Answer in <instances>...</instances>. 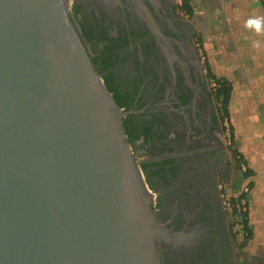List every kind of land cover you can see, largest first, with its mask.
<instances>
[{
	"label": "water",
	"instance_id": "water-1",
	"mask_svg": "<svg viewBox=\"0 0 264 264\" xmlns=\"http://www.w3.org/2000/svg\"><path fill=\"white\" fill-rule=\"evenodd\" d=\"M71 0H0V264H160L163 231Z\"/></svg>",
	"mask_w": 264,
	"mask_h": 264
},
{
	"label": "flooded vegetation",
	"instance_id": "flooded-vegetation-1",
	"mask_svg": "<svg viewBox=\"0 0 264 264\" xmlns=\"http://www.w3.org/2000/svg\"><path fill=\"white\" fill-rule=\"evenodd\" d=\"M180 5L71 0L70 15L96 71L128 95L129 110L153 133L138 160L152 165L142 173L163 230L160 264H240L224 201L225 170L235 155L197 31Z\"/></svg>",
	"mask_w": 264,
	"mask_h": 264
},
{
	"label": "crops",
	"instance_id": "crops-1",
	"mask_svg": "<svg viewBox=\"0 0 264 264\" xmlns=\"http://www.w3.org/2000/svg\"><path fill=\"white\" fill-rule=\"evenodd\" d=\"M191 5L189 18L204 36L209 70L231 85L226 119L247 175L228 166L227 184L234 192L240 183L250 184V240H257L254 254L242 255L240 264H264V32L245 26L250 17H264V8L260 0H191Z\"/></svg>",
	"mask_w": 264,
	"mask_h": 264
},
{
	"label": "trees",
	"instance_id": "trees-1",
	"mask_svg": "<svg viewBox=\"0 0 264 264\" xmlns=\"http://www.w3.org/2000/svg\"><path fill=\"white\" fill-rule=\"evenodd\" d=\"M180 8L185 14L190 16L192 14V5L191 0H181ZM92 61V58H90ZM93 63V61H92ZM207 76L209 79H213L214 83L216 84L215 88H213V95L216 99V101L220 104V112L222 120H224V115L227 116V105L228 100L230 96L231 91V85L228 80L225 78H217L211 70H209V67H207ZM104 84L106 85L107 89L111 92L115 102L117 105L121 108H123L125 111H128L130 109L128 103L129 98L126 93H122L117 89V85L113 84L107 75L99 73ZM141 105L138 104V106L134 109H138ZM123 128L128 140V143L132 149L133 154L139 158L140 156V150L146 145L151 143V138L153 136V133L150 131V126L145 124V121L139 118V115L133 114V112H128L125 114V116L122 119ZM141 136H144L143 140L141 142H138ZM231 137H233L231 135ZM151 148H154V146L151 144ZM138 164L140 166V169L144 172H147V168L151 167L152 165L147 162H140L138 160ZM240 165V164H239ZM241 169V170H240ZM239 171L242 172L245 175H247V169L242 170L241 165L239 168ZM236 191L238 189L236 188ZM240 192V191H239ZM246 193L241 191L236 197L231 198V204L233 207V212H236V210H239V213L242 218V230L245 232V240L249 241L252 238V230L248 221L247 217V209L248 207H243L240 205L241 201L245 199ZM247 206V203H245ZM240 205V206H239ZM244 209V211L242 210ZM245 244V243H244Z\"/></svg>",
	"mask_w": 264,
	"mask_h": 264
},
{
	"label": "rangeland",
	"instance_id": "rangeland-1",
	"mask_svg": "<svg viewBox=\"0 0 264 264\" xmlns=\"http://www.w3.org/2000/svg\"><path fill=\"white\" fill-rule=\"evenodd\" d=\"M260 1H262V5H263V8H264V0H260ZM197 34H198V36H197L198 40L197 41H198V44H199V47H200V52L202 53V59H204V64L206 66V69L208 70L207 67H209V64L207 62V55H206V52L204 50V44H203L204 36L199 31H197ZM208 82H209L210 87L212 89L215 88L216 84L214 83L213 79H209V77H208ZM224 118H225L224 119V122H225L224 126L226 128V140L231 143L229 145H230V148H231L230 152H231L232 156H233V154L235 155V159H233L227 165L233 168L232 169L233 173H236V172L239 171V168H240V165H241L240 163L242 162L241 159H240L241 156H238L239 155L238 152L234 151V143H233V140H232V137H231L232 130L230 128V123L226 119V115H224ZM229 181L230 180L228 179V182ZM230 186L232 187V185H230ZM230 186H229V184H227L225 186V188H224V193H225L224 201L226 202V207H227V211H228V214H229L228 218H229L230 224H231L233 232H234V237H235V241H236L235 244H236L237 247H240V255L241 256L242 255L243 256H250L251 254H254L253 244L255 243V241L257 239H252L250 241H246L245 240V232L242 230V218H241V215L239 213V210H236V212H233V207H232V204H231V198L232 197H236V195H238L241 191L245 192L246 193V197H245V199H243L240 202L241 203L240 205H242L243 207H248V209H247V217L249 218L250 184L247 181H245L243 183H240L238 185V191L237 192H234L233 189H230ZM245 203H247V206H245L246 205ZM242 210L244 211V209H242Z\"/></svg>",
	"mask_w": 264,
	"mask_h": 264
},
{
	"label": "clouds",
	"instance_id": "clouds-1",
	"mask_svg": "<svg viewBox=\"0 0 264 264\" xmlns=\"http://www.w3.org/2000/svg\"><path fill=\"white\" fill-rule=\"evenodd\" d=\"M245 26L247 28H250L254 30L256 33H262L264 32V17H250L246 20ZM254 47H259V42L254 41L253 42Z\"/></svg>",
	"mask_w": 264,
	"mask_h": 264
},
{
	"label": "built area",
	"instance_id": "built-area-1",
	"mask_svg": "<svg viewBox=\"0 0 264 264\" xmlns=\"http://www.w3.org/2000/svg\"><path fill=\"white\" fill-rule=\"evenodd\" d=\"M241 168H242V170H244L245 168H244V166L241 164ZM246 188V187H245Z\"/></svg>",
	"mask_w": 264,
	"mask_h": 264
}]
</instances>
